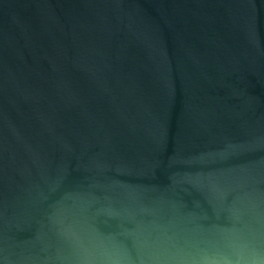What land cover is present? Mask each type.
<instances>
[{
	"label": "water",
	"instance_id": "95a60500",
	"mask_svg": "<svg viewBox=\"0 0 264 264\" xmlns=\"http://www.w3.org/2000/svg\"><path fill=\"white\" fill-rule=\"evenodd\" d=\"M0 264H264V0H0Z\"/></svg>",
	"mask_w": 264,
	"mask_h": 264
}]
</instances>
